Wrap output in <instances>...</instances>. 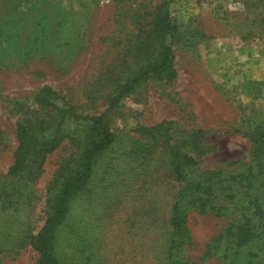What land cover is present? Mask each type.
Masks as SVG:
<instances>
[{
	"label": "rangeland",
	"instance_id": "1",
	"mask_svg": "<svg viewBox=\"0 0 264 264\" xmlns=\"http://www.w3.org/2000/svg\"><path fill=\"white\" fill-rule=\"evenodd\" d=\"M164 41L176 77L107 111ZM70 110L104 114L114 140L69 199L59 264H264V0H0V264H41L30 238L102 137ZM19 125L57 144L12 175ZM159 125L195 161L183 178L164 136L141 132ZM177 203L190 240L174 235Z\"/></svg>",
	"mask_w": 264,
	"mask_h": 264
},
{
	"label": "trees",
	"instance_id": "2",
	"mask_svg": "<svg viewBox=\"0 0 264 264\" xmlns=\"http://www.w3.org/2000/svg\"><path fill=\"white\" fill-rule=\"evenodd\" d=\"M164 9V32L165 35L168 36L169 33H171L172 31H176L177 29L175 26L171 25L167 3L165 4ZM150 77H157L158 79H174L176 77V71L174 68V53L171 46H169L166 41L162 43L159 61L153 66L144 70L137 77L131 79L123 87V90L120 93L119 97L112 103L107 111H111L113 108H115L119 104L120 99L130 94ZM40 95L44 98L55 96L53 91H51L49 87L43 88L40 92ZM68 114L75 121L82 120L92 122L94 126L100 129L102 137L101 139L96 141L88 150L87 154L84 157L82 168L79 173L70 178L63 185L57 198L54 214L47 219L40 232L30 238L31 246L39 253L41 264H59L57 258L53 253V236L56 229L67 215L69 199L77 192H80L85 188L93 173L94 159L99 154L107 150L114 140L113 133L109 130L104 122V114L92 118L79 116L72 110L68 111ZM141 132L147 135L161 134L164 136L165 145L171 153L174 169L179 178H183V163H187L189 165L195 164L193 158L181 155L170 144V141L168 139V130L164 126L159 125L156 127L142 128ZM17 136L19 145L14 153V164L9 171L12 175L23 171L31 157H34L37 154L45 153L53 149L57 144V138H54L53 140L47 142H40L34 136L30 135L26 128L22 125H19L17 127ZM172 223L174 227V235L176 237L182 239V241L184 239L190 240L191 233L187 224V220L181 210L180 204L178 203L175 204L173 209Z\"/></svg>",
	"mask_w": 264,
	"mask_h": 264
},
{
	"label": "clouds",
	"instance_id": "3",
	"mask_svg": "<svg viewBox=\"0 0 264 264\" xmlns=\"http://www.w3.org/2000/svg\"><path fill=\"white\" fill-rule=\"evenodd\" d=\"M240 7L242 8L243 6H242V5H240Z\"/></svg>",
	"mask_w": 264,
	"mask_h": 264
}]
</instances>
